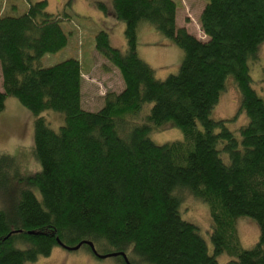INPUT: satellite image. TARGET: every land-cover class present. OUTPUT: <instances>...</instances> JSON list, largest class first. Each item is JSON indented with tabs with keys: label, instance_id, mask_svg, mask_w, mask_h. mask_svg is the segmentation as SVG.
Returning a JSON list of instances; mask_svg holds the SVG:
<instances>
[{
	"label": "trees",
	"instance_id": "trees-1",
	"mask_svg": "<svg viewBox=\"0 0 264 264\" xmlns=\"http://www.w3.org/2000/svg\"><path fill=\"white\" fill-rule=\"evenodd\" d=\"M97 6L124 23L126 49L112 47L106 32L95 37L96 51L124 84L106 92L96 112L82 109L78 60L39 66L66 47L65 16L49 14L44 0L22 16H0V113L11 97L35 117L40 164L23 176L15 157L0 156V264L48 257L57 240L67 247L91 242L100 255L125 253L130 264H219L221 254L226 264H264V98L250 76L264 42V0H208L199 18L206 41L177 27L174 0ZM141 23L184 53L164 81L138 56ZM229 79L247 119L237 133L210 118ZM149 105L148 123L137 124ZM46 111L63 114L58 131L40 117ZM167 123L183 140L155 144L150 132ZM181 190L208 206L212 255L181 218ZM242 216L259 228L251 249L241 247L235 227Z\"/></svg>",
	"mask_w": 264,
	"mask_h": 264
},
{
	"label": "rangeland",
	"instance_id": "rangeland-1",
	"mask_svg": "<svg viewBox=\"0 0 264 264\" xmlns=\"http://www.w3.org/2000/svg\"><path fill=\"white\" fill-rule=\"evenodd\" d=\"M42 0H0V16L19 17L27 12L30 5ZM47 2V12L53 15L65 16L61 22L63 32L67 36V45L55 54L44 55L39 66L43 68L54 66L68 59H76L82 68L87 69L92 63L95 68L106 61L95 49V37L103 31L109 35L110 45L122 50L126 49L124 38L125 25L99 9L98 3H103L111 11V0H44ZM177 4L176 23L178 28H185L188 33L201 41H206L200 29V14L208 0H174ZM137 52L140 59L146 62L154 71L155 78L164 81L170 75H175L184 57L183 51L173 41L161 36L148 23H141L137 34ZM108 64V63H107ZM110 65V64H109ZM113 68V67H111ZM102 68H100L101 70ZM102 71V70H101ZM113 69L109 76L110 81L102 86L101 74L95 73V80L88 83L83 79L82 109L96 112L102 96L107 91L120 89L119 75ZM250 76L253 88L258 95L264 98V42L258 49V61L250 64ZM101 80V83L98 81ZM2 84L0 67V91ZM240 95L232 79H229L226 88L221 93L217 105L213 108L210 118L214 121H227L228 128L237 133L247 123L246 116L238 113ZM88 109H86V108ZM151 106L136 122L147 124V115ZM40 117L44 118L49 127L58 131L64 123V116L54 111H46ZM34 120L35 117L15 99L8 97L4 109L0 113V156L10 155L19 162V172L26 176L40 171V164L34 156ZM149 138L157 145L182 141L184 136L181 130L171 123L161 128L153 129ZM36 196L40 197L38 191ZM181 199V218L193 224L199 235L205 241L208 253L213 254L210 241L211 221L208 206L194 198L186 190L176 193ZM0 193V207L3 203ZM240 245L243 249H251L258 241L259 228L256 222L249 217L242 216L235 220ZM219 264H226L230 258L221 254L217 258ZM26 264H122L118 257L98 259L81 247L77 251H67L59 246L53 248L48 257H41L35 262Z\"/></svg>",
	"mask_w": 264,
	"mask_h": 264
},
{
	"label": "crops",
	"instance_id": "crops-1",
	"mask_svg": "<svg viewBox=\"0 0 264 264\" xmlns=\"http://www.w3.org/2000/svg\"><path fill=\"white\" fill-rule=\"evenodd\" d=\"M177 22V21H176ZM122 50H125V47H121ZM105 60V59H104ZM106 61V60H105ZM108 62L106 61L105 63H102L100 66H98L97 68H95L93 66V64L91 63L90 66L87 68V69H83L82 66H81V72H82V86H81V94H82V88L85 87V83H84V80L83 79H89L88 83H92L95 79V73H99L101 74L100 77L104 80L103 83L101 84L102 86L106 85L110 79H109V76L112 74V71L113 69H115L114 67L111 68L112 66L109 65V63L107 64ZM100 68H102L100 70ZM117 71V70H116ZM118 75H119V83H120V89L117 90V91H114V90H111L110 92H121L123 89H124V84H123V81H122V78L119 74V72H117ZM99 83H101V80L98 81ZM2 88V87H1ZM2 91V90H1ZM108 92V91H107ZM105 95V94H104ZM104 95L102 96L101 100H100V104L98 106V110L102 107L103 105V97ZM81 106L82 105V99H81ZM86 108V107H85ZM88 109V108H86Z\"/></svg>",
	"mask_w": 264,
	"mask_h": 264
},
{
	"label": "water",
	"instance_id": "water-1",
	"mask_svg": "<svg viewBox=\"0 0 264 264\" xmlns=\"http://www.w3.org/2000/svg\"><path fill=\"white\" fill-rule=\"evenodd\" d=\"M15 233H18V232H15ZM28 234L29 235H32L33 232H28ZM57 244H58L59 247L65 249L67 251H77L82 246L85 245V246H88L90 248V251L92 252V254L94 255V257H96L98 259H106L108 257H121L123 259V261H124L125 264H130V262H129L127 256L125 255V253H110V254L100 255V254L97 253V251L95 250L94 245L91 242L84 241V242L79 243L76 246L67 247L64 244H62L59 240H57Z\"/></svg>",
	"mask_w": 264,
	"mask_h": 264
}]
</instances>
